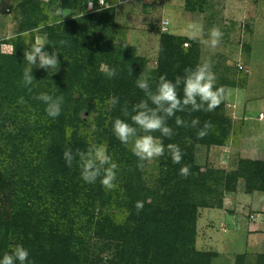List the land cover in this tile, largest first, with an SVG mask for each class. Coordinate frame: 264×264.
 Wrapping results in <instances>:
<instances>
[{"label":"trees","instance_id":"obj_1","mask_svg":"<svg viewBox=\"0 0 264 264\" xmlns=\"http://www.w3.org/2000/svg\"><path fill=\"white\" fill-rule=\"evenodd\" d=\"M100 2L22 0L17 6L22 15L17 35L0 41V257L20 243L29 250L34 264H211L217 255L196 249L197 194L236 193L240 180L245 182L247 195L264 193V161L241 159L230 173L203 172L193 165L187 182L180 184L174 180L180 176L182 164H165L159 182L169 185H161L154 194L144 183L137 158L112 132L107 151L119 165L118 185L132 199L131 224L120 225L103 209L107 206L102 203L104 188L99 180L85 183L76 165L70 168L63 159L66 147L75 151L88 146L78 134L69 135L70 129L85 124L86 113L127 119L121 107L127 103L130 110L145 98L135 80L147 71L137 65L140 58L124 60V48L117 41L118 3L105 0L102 6ZM204 4L205 0H187L186 9L196 13ZM66 5L74 6L70 16L64 15ZM154 29L162 33L161 27ZM38 31L48 38L44 50L51 54L54 46L59 52V68L49 75L50 70L33 66L29 91L20 84L28 67L23 53L37 44ZM61 40L67 43L61 45ZM187 41L192 48H184ZM4 44L13 47L11 54L3 53ZM199 61L198 42L162 33L159 67L151 71V77L155 81L166 74L174 80ZM113 67L117 75L109 79L104 72ZM43 92L63 96L58 117H48L45 105L34 98ZM113 95L119 104L109 112L105 101ZM21 97L23 104L18 103ZM176 115L189 123L199 118L201 127L210 121L213 128L200 139L198 129L177 126L173 117L168 120L174 131L171 139L160 137L159 132L153 135L167 142L225 146L227 130L219 107L212 112L188 108ZM33 116L36 119L31 122ZM4 158L10 162L9 168ZM212 175L217 179L210 180ZM139 197L143 209L137 213L134 205ZM237 264L245 262L239 259ZM258 264H264V256Z\"/></svg>","mask_w":264,"mask_h":264},{"label":"rangeland","instance_id":"obj_2","mask_svg":"<svg viewBox=\"0 0 264 264\" xmlns=\"http://www.w3.org/2000/svg\"><path fill=\"white\" fill-rule=\"evenodd\" d=\"M21 1L0 0V41L17 35L22 19L17 6ZM186 2L127 0L118 4L117 41L124 48L123 59L140 58L137 65L151 75V71L159 67L162 40V33L154 28L161 27L163 21L170 22V34L188 39L185 29L190 22L201 24L205 33L213 25L219 26L223 36L215 50L198 45L201 60L211 57L216 86L225 89L219 112L226 124L227 141L223 147L210 148L175 143L183 153L181 164L199 166L203 172L230 173L241 159L264 161V0H205L203 10L196 13L187 11ZM73 8V5H66L64 15L70 16ZM47 40L46 34L36 33L37 44L46 46ZM184 48H192V43L187 41ZM2 51L11 54L13 47L4 44ZM85 115V124L70 129L69 135L76 133L89 144H103L108 148L112 134L109 117L93 111ZM163 143L166 146L174 142L163 140ZM4 159L9 168L10 162ZM165 164H174L167 151L162 157L144 162L143 180L154 194L161 190V185H169L159 182ZM211 179L217 177L212 175ZM186 180L187 177L178 175L174 183H186ZM204 193L206 191L197 194V251L216 254L211 264H237L239 259L245 264H258L259 257L264 256V193L247 195L243 180H240L236 193L206 195L209 203L202 195ZM128 196L121 186L112 191L104 189L102 194V203L107 206L103 209L108 210L120 225L131 224L129 204L132 199ZM142 199L139 197V201ZM252 216L255 217L253 220Z\"/></svg>","mask_w":264,"mask_h":264},{"label":"clouds","instance_id":"obj_3","mask_svg":"<svg viewBox=\"0 0 264 264\" xmlns=\"http://www.w3.org/2000/svg\"><path fill=\"white\" fill-rule=\"evenodd\" d=\"M116 2L119 3L120 0ZM91 6L92 4L89 5ZM185 30L190 39L208 50H215L223 36L221 29L216 25L205 33L201 24L190 22ZM59 43L65 45L67 42L61 40ZM44 46L45 44H36L24 50L23 55L28 67L23 70L20 84L29 88V91H31L29 86L34 81L33 66L50 70L49 75L59 68V52L53 46L54 50L49 54L44 50ZM117 71L114 67L106 68L104 74L112 79L117 75ZM216 80L211 57L202 59L194 66L186 67L183 75H177L174 80L162 74L153 81L150 73L144 71L137 76L135 86L144 93L145 98L133 104L130 110L127 103L121 107L122 115L127 119L109 117V122L114 136L137 158L138 169L144 168L145 161L164 156L166 151L174 164H181L183 153L179 145L168 143L165 146L160 138L171 139L174 135L173 128L168 125L170 118L175 117L177 126L198 129L197 137L200 139L209 134L213 128L210 121H205L201 127L199 118H194L189 123L176 113L188 108L192 112H212L218 108L225 99V89L222 86L217 87ZM34 98L45 105L44 111L48 117L54 119L61 114L63 96L43 92ZM18 103H24L23 97ZM105 103L110 112L119 104V98L115 95L110 96ZM35 119L36 117L33 116L31 122ZM157 132L160 133V137L153 135ZM63 159L70 168L76 165L80 178L85 183L94 184L99 180L102 187L108 191L115 190L119 186L117 183L119 165L108 154L103 144L90 143L85 149L77 148L75 151L66 147ZM179 174L186 178L190 174V166L182 165ZM134 206L139 213L143 209V202L136 201ZM0 264H34V261L29 260V250L23 244L17 243L3 253L0 257Z\"/></svg>","mask_w":264,"mask_h":264},{"label":"built area","instance_id":"obj_4","mask_svg":"<svg viewBox=\"0 0 264 264\" xmlns=\"http://www.w3.org/2000/svg\"><path fill=\"white\" fill-rule=\"evenodd\" d=\"M127 0H120V2L118 4H123L124 2H126ZM101 5L104 6L105 5V0H101ZM169 26H170V22L168 20L163 21L161 29H162V33H168L169 32ZM240 69L242 70V66H239ZM255 217L252 216L251 219L253 220Z\"/></svg>","mask_w":264,"mask_h":264}]
</instances>
